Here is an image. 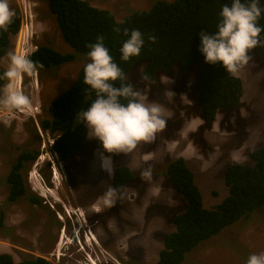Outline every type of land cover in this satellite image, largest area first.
<instances>
[{
  "label": "rangeland",
  "instance_id": "obj_1",
  "mask_svg": "<svg viewBox=\"0 0 264 264\" xmlns=\"http://www.w3.org/2000/svg\"><path fill=\"white\" fill-rule=\"evenodd\" d=\"M86 1L108 10L120 21L133 11L148 10L157 0ZM9 4L23 16L11 51L21 53L24 49L29 56L36 46L48 45L62 53H75L65 43L47 0H9ZM250 55L252 60L237 75L244 84L238 109L229 114L221 111L210 124L197 116L196 104L189 96V77L184 79L174 69L167 76L172 81L169 85L161 81L164 75L155 83L142 82L143 67H137L127 78L135 90L146 89L150 100L165 106L171 117L167 128L154 143L141 144L131 156L109 154L99 140L88 138L85 147L65 162L52 151L55 134L42 123L51 119L48 108L52 100L71 86L88 59L82 55L60 68L25 75L16 87L30 96L31 108L23 112L0 110V254L8 253L16 262L40 257L51 264H156L164 247L161 237L176 230L172 219L187 207L165 175L169 162L179 157L186 160L203 206L211 209L228 195L223 171L226 165L236 162L252 166L247 154L264 146V52L262 59ZM8 64V58H3L0 69L5 71ZM169 88L175 93L171 102L164 96ZM170 144H175L171 153ZM23 151H36L38 157L24 170L27 196L9 203L6 177ZM186 151L187 157L181 155ZM145 156L152 159L146 163ZM149 165L153 171L151 185L139 178L140 171ZM120 166L128 167L137 179L122 189L123 198L114 207L106 208L100 198L112 186L114 171ZM54 172L58 184L53 183ZM32 174L46 188L44 193L36 189ZM30 195L41 204H33ZM62 232L64 240H60ZM88 233L97 241H87ZM262 252L264 206L201 244L187 255L186 264H247L250 255Z\"/></svg>",
  "mask_w": 264,
  "mask_h": 264
},
{
  "label": "trees",
  "instance_id": "obj_2",
  "mask_svg": "<svg viewBox=\"0 0 264 264\" xmlns=\"http://www.w3.org/2000/svg\"><path fill=\"white\" fill-rule=\"evenodd\" d=\"M250 3L251 0H242ZM231 0H157L148 10L133 11L117 21L105 9L93 7L86 0H47L50 13L56 18L58 29L66 44L75 53H62L52 46L38 45L28 57L43 65L36 73L60 68L76 61L90 51L89 44L104 37L114 62L126 77L137 67L142 66V75L149 81H156L160 75L171 76L177 69L182 77L190 78V99L196 104L197 116L210 124L221 111L229 114L238 109L244 94V84L238 76L226 72L222 63L211 65L205 62L200 51L201 31L213 34L218 31L221 11ZM262 10L258 26L264 29V0H259ZM13 23L6 32L0 30V61L12 49V38L23 24L19 9L15 11ZM139 30L144 38V46L139 56L128 61L121 59V48L129 36L124 31ZM150 36H155L153 43ZM261 44L250 53L262 59L264 52V31L259 37ZM78 55V56H77ZM89 60L86 62L88 63ZM84 65L76 79L62 94L49 105L51 119L42 127L55 134L52 151L62 162L76 156L87 143L85 124L77 123L79 112L87 110L95 100L96 94L84 83ZM4 70L0 69V75ZM6 81L0 80V87ZM131 84L126 78L116 81L114 86ZM182 83V82H180ZM38 157L36 151L21 152L13 163L6 183L9 188L7 202L15 203L27 196L24 170ZM252 166L230 162L224 168V180L228 195L217 206L208 209L203 206L202 195L195 184L194 174L183 157L176 158L167 165L166 173L170 185L186 200V209L172 219L176 226L174 232L161 237L164 247L159 253L156 264H186L187 255L199 248L241 218L264 206V146L254 149L246 156ZM137 179L134 172L126 166L117 167L111 179L112 187L122 191ZM33 204H41L39 199L30 195ZM0 214V226L3 223ZM0 264H51L44 258L26 259L16 262L8 253L0 254Z\"/></svg>",
  "mask_w": 264,
  "mask_h": 264
},
{
  "label": "clouds",
  "instance_id": "obj_3",
  "mask_svg": "<svg viewBox=\"0 0 264 264\" xmlns=\"http://www.w3.org/2000/svg\"><path fill=\"white\" fill-rule=\"evenodd\" d=\"M261 14L259 0H251L250 3L231 0L230 5L225 4L220 14L218 31L213 34L205 31L199 33L200 51L205 62L211 65L222 63L227 73L237 76L252 60L250 52L261 44L259 37L264 31L258 26ZM14 17L15 12L9 0H0V30L6 32ZM124 34L129 38L120 50L121 59L128 61L140 55L145 41L139 30H132L130 35L125 30ZM149 40L154 43L156 37L150 36ZM88 48L89 62L84 66V83L94 90L96 98L87 110L77 114L76 122L85 124L88 138L99 140L105 152L131 156L141 144L154 143L157 135L167 128L171 117L163 104L149 99L146 89L138 91L133 84L123 83L120 87L114 86L116 81H124L127 77L114 62L103 36L98 37L96 43L89 44ZM7 58L8 67L0 75V80L6 81L0 87V110L23 112L31 108L32 99L19 90L16 84L25 75H34L43 65L38 66L27 55L15 51H9ZM147 80V75H142V82ZM161 81L165 85L172 83L167 76H162ZM164 96L171 102L175 93L169 88ZM188 147L194 154L195 149L191 145ZM174 150L175 144H170L168 151L171 153ZM181 155L187 157L188 152ZM151 159V156L144 157L146 163ZM139 178L151 185V165L140 171ZM122 198V192L110 185L100 200L104 207L112 208ZM93 264L96 262L93 261ZM247 264H264V252L250 255Z\"/></svg>",
  "mask_w": 264,
  "mask_h": 264
},
{
  "label": "bare ground",
  "instance_id": "obj_4",
  "mask_svg": "<svg viewBox=\"0 0 264 264\" xmlns=\"http://www.w3.org/2000/svg\"><path fill=\"white\" fill-rule=\"evenodd\" d=\"M25 31V30H24ZM28 34V33H27ZM25 35V34H24ZM32 180L34 181V185H35V183H36V189H38V190H41L43 193L46 191V188L43 186V184L41 183V181L38 179V177L36 176V174H32ZM54 184H56L57 182H58V176H57V172L55 173L54 172ZM59 183V182H58ZM57 183V184H58ZM53 195V197H55V194L53 193L52 194ZM55 200H59V198H54ZM69 212L68 213H70V210H68ZM61 235V234H60ZM59 235V236H60ZM63 235H65V232H62V236ZM64 237V236H63ZM64 240V239H63ZM86 240L87 241H90L91 243L92 242H94V241H97L96 240V237L93 235V234H90V233H88V235H87V237H86ZM58 242H59V240H58ZM98 243V242H97ZM58 246V245H57Z\"/></svg>",
  "mask_w": 264,
  "mask_h": 264
},
{
  "label": "flooded vegetation",
  "instance_id": "obj_5",
  "mask_svg": "<svg viewBox=\"0 0 264 264\" xmlns=\"http://www.w3.org/2000/svg\"><path fill=\"white\" fill-rule=\"evenodd\" d=\"M0 62H1V61H0ZM125 205H126V203H125ZM126 233H129V232H124V234H126ZM119 235H121L120 232H119ZM63 236H64V237H63ZM63 236H62V235H61V237L59 236V237H60V240L65 238V235H63ZM125 238H127V240H128V239H129V234L126 235ZM119 239H120V237H119ZM58 240H59V239H58ZM114 251H116V250H114ZM96 253H97V252H96Z\"/></svg>",
  "mask_w": 264,
  "mask_h": 264
},
{
  "label": "built area",
  "instance_id": "obj_6",
  "mask_svg": "<svg viewBox=\"0 0 264 264\" xmlns=\"http://www.w3.org/2000/svg\"><path fill=\"white\" fill-rule=\"evenodd\" d=\"M22 47H23V48L25 47V44H24V43L22 44ZM21 54H24V55H25V53H24V49H21ZM30 114H32V115L34 116L33 112H30Z\"/></svg>",
  "mask_w": 264,
  "mask_h": 264
}]
</instances>
